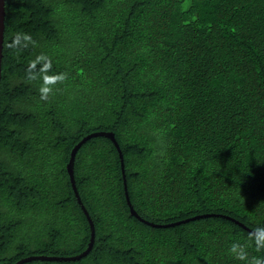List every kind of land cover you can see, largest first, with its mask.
I'll use <instances>...</instances> for the list:
<instances>
[{
    "label": "trees",
    "instance_id": "trees-1",
    "mask_svg": "<svg viewBox=\"0 0 264 264\" xmlns=\"http://www.w3.org/2000/svg\"><path fill=\"white\" fill-rule=\"evenodd\" d=\"M94 133L156 226L94 137L92 250L26 264H264V0H5L0 264L88 248Z\"/></svg>",
    "mask_w": 264,
    "mask_h": 264
},
{
    "label": "water",
    "instance_id": "water-1",
    "mask_svg": "<svg viewBox=\"0 0 264 264\" xmlns=\"http://www.w3.org/2000/svg\"><path fill=\"white\" fill-rule=\"evenodd\" d=\"M4 33H5V0H0V81H1V73H2V58H3V45H4ZM106 137L109 140L112 141V143L114 144V146L116 147L118 154H119V159H120V164H121V170H122V176H123V182H124V191H125V197H126V201L127 204L129 206L130 209V213L133 217L139 219L140 221H142L143 223L150 225V226H156L153 223L147 222L145 220H143L134 210L133 206L131 205L130 199H129V195H128V189H127V183H126V175H125V166H124V159H123V155L122 152L119 148L118 143L115 140L114 134L113 133H94V134H90L88 136H86L85 138H83L72 150L71 152V157L70 160L67 164V171L69 173L70 176V182L74 191V194L76 196L77 202L81 208V210L83 211L86 219L88 220V223L90 225V231H91V238H90V242L88 245V248L75 256H70V257H44V256H30L27 258H24L20 261H18L16 264H26V263H30L33 261H59V262H75V261H80L81 259L85 258L90 251L93 248L94 245V241H95V227L93 224V221L91 219V217L89 216V213L87 211V209L85 208V206L83 205L81 198L79 196L76 184H75V179H74V162H75V156L78 152V150L81 148V146L86 143L87 141H89L90 139L94 138V137ZM205 217H210L209 215L207 216H197V217H193L191 219H186V220H182L180 222L177 223H172L169 225H161L158 227H172V226H176V225H180V224H184V223H188L190 221H194L200 218H205ZM227 218V217H226ZM228 220H231L233 222H235L236 224L244 227L241 223H239L238 221L231 219V218H227ZM245 228V227H244ZM249 230V229H247ZM263 233V232H260Z\"/></svg>",
    "mask_w": 264,
    "mask_h": 264
},
{
    "label": "clouds",
    "instance_id": "clouds-1",
    "mask_svg": "<svg viewBox=\"0 0 264 264\" xmlns=\"http://www.w3.org/2000/svg\"><path fill=\"white\" fill-rule=\"evenodd\" d=\"M259 239H264V234H261Z\"/></svg>",
    "mask_w": 264,
    "mask_h": 264
}]
</instances>
